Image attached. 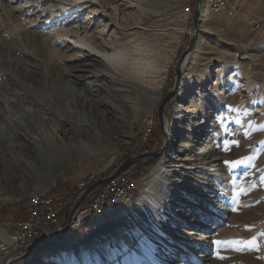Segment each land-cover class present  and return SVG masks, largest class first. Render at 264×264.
<instances>
[{"label": "rangeland", "instance_id": "374dc122", "mask_svg": "<svg viewBox=\"0 0 264 264\" xmlns=\"http://www.w3.org/2000/svg\"><path fill=\"white\" fill-rule=\"evenodd\" d=\"M204 1L207 12L201 25L211 24L224 36H215L208 42L198 33L179 89L164 110L163 122L159 108L175 85L176 67L193 32L194 11L190 6L196 1L186 0L185 5L179 2L165 12L159 24L148 29L161 70L156 82L163 75L166 80L159 90L157 104L152 105L151 128L146 132L147 115L139 113L144 125L136 123L131 127L127 122L131 117L128 110L122 108L120 101L104 94L110 89L118 93L128 90L130 84L102 68L85 51L69 49L73 44V48L85 50L69 40L74 35L68 32L85 25L91 34L98 30L103 38H110L112 30L100 32L106 20L89 18L88 10L81 5L70 7L72 11L59 16L62 12L55 0H0V71L4 74L0 76V114L4 117L0 121V195L3 199L0 226L21 218L26 201L34 193L65 191L82 177L109 167L102 180L127 160L140 158L127 172L111 180L127 178L137 182L131 204L123 207L113 220L86 234L78 245L67 248L52 245L39 251L32 261L21 264H102L98 255L108 249L122 253L125 264H149L150 260L167 264L170 253L174 256L169 264H205L212 247L203 252L206 244L195 239L206 227L210 228L206 242L220 230L229 237L216 251L220 253H216V264H264V134L252 132L264 121V83L249 75L256 68L264 72V51L259 54L257 66L244 59L246 54L264 48V28L251 29L246 23L249 17L264 19V0L245 1L243 17L230 23L220 17V10H213ZM185 7L190 9L191 16L186 24L188 32L181 35L176 30L182 28ZM99 14L107 13L100 11ZM101 21L104 22L100 24ZM58 32L66 36L54 45ZM177 38H182V43L172 58L167 50L171 47L174 50ZM222 66L229 67V72L218 75L216 71ZM68 71H73L78 78L64 75ZM186 74H189L188 81L181 89ZM217 81L218 85L212 86ZM238 84L244 87L238 88ZM130 88L135 91L130 89L128 93L133 107L144 109L151 105L149 90L133 85ZM186 92L193 94L186 96ZM24 95L27 97L23 101ZM34 110L42 111L44 118L35 115ZM210 110L214 117L207 118ZM198 111L205 118L199 130L198 123L202 121L198 119ZM236 118L245 121L247 126L244 124L246 127L241 129L234 122ZM166 119L170 122L168 131ZM220 122L224 124L222 133L217 131L201 137L202 132L208 135L206 131L217 128ZM13 123L19 124L26 133V124L33 126L34 134L28 135L34 137L35 145L30 151L13 149L18 145L15 132L8 128ZM192 127L196 131L187 136ZM64 132L69 136L65 138ZM80 142L83 145L79 146ZM24 143L27 141L21 142ZM185 149L189 151L184 152ZM25 159L26 165L15 162ZM162 198L168 199L170 211L190 223L186 228H194L191 238L195 239L186 242L187 233L178 235L179 228L172 229L175 237L167 241L169 251L162 253V249L155 250L148 243L154 250L142 259L144 231L156 228L159 238L170 232L164 226H152L149 221L152 207ZM234 227L239 233L237 237L230 235ZM104 234L114 238L113 245L94 247ZM140 239L143 240L140 242ZM191 246L200 250L191 252ZM31 251L16 262H24L33 255ZM48 258L54 262L48 263Z\"/></svg>", "mask_w": 264, "mask_h": 264}, {"label": "bare ground", "instance_id": "6f19581e", "mask_svg": "<svg viewBox=\"0 0 264 264\" xmlns=\"http://www.w3.org/2000/svg\"><path fill=\"white\" fill-rule=\"evenodd\" d=\"M55 1H57V9H59L62 12V14H60L59 16H62L63 14L66 15V13H69V11H72L70 9V7H72V9H73V6L76 7L77 5H81L80 6L81 8L88 10L89 18H91V16H92V18L96 17L97 19L102 18L103 20H106L105 25L103 26V28L101 29L100 32H107V31L109 32L112 30V34H111L110 38H108V39H106V37L103 38L104 35L102 34L103 36H101V34L99 32H97L98 30L91 34V32H89V30H90L89 26L85 25L83 27H80L79 29L76 28V30H74V31H68L74 35L69 40H71L73 43H75L77 45L83 46L85 48V50L79 49L76 47L73 48V44L72 45L69 44L70 48L69 47L68 48L70 50L71 49L72 50H78L81 53H83L85 51L87 53L86 56L95 59V62L98 65H100L102 68L119 75L120 79H123L121 81H124V83L133 85L138 89H142L143 91H147V90L150 91V93H151L150 97H151L152 102H151V105H149L147 108H144V109H140V108L137 109V108L133 107L132 103L129 101L130 95L128 93H130V91L133 89V88L132 89L130 88V85H129L128 90H121V92H119V93L117 91L111 90V89L109 91L104 92V94L107 97H112V98L120 101L122 108H125L128 110L131 117H130V120H128L127 122H129V125L131 127L134 126L136 123H138L139 126L144 125V122L138 117V116H141V118H142L143 116L140 115L139 113L143 114L144 116L147 115V119H148L147 122L149 123V126L147 127L146 132H148L149 129L151 128V123H150L151 120H149V119H151V116H152V110H153L152 105L155 106L157 104V100L160 97V95L158 94L159 90L162 89V84H164V82L166 80V76L163 75L161 77V80L159 79L160 82H158V83L156 82V80H158L157 78H159L158 76L160 75L159 71H161V70L159 68V63L157 61V53H156L157 49L153 45L152 41L149 39L148 29H150V27H152L154 25L159 24L162 21L161 18L165 15V12H168V10L172 9V7H174L179 2L182 3L183 5H185L186 0H94L95 3H93L92 0H55ZM206 2L210 3V5L213 7V10H220V5H221V2H223V0H206ZM111 9H112V12H110ZM100 11H105L107 14L106 15H101V14L98 15V13ZM204 12H207V8H205V1H203V11H202V17H201L202 20L204 18ZM118 15L120 16L119 20L117 19ZM190 16H191L190 9L188 7H185V13H183V15L181 16L182 28L176 30L177 33L179 32V33H181V35H183V34L188 32L186 24H187ZM209 16L213 17V14L209 13ZM103 22L104 21H101L100 24ZM100 26H98L96 29L100 28ZM142 26H144L145 28ZM140 29H142L144 31H140ZM199 32H201L206 37L205 39L208 42H209L210 38H213L215 36H217V37H223L224 36L223 32L221 30L214 29L211 24L201 25ZM66 33H67V31H66ZM58 34L59 35H58L56 42H53L54 45H56L58 39L60 40L63 36L64 37L66 36L62 32L61 33L58 32ZM181 43H182V38H177L175 41V45L177 47L174 45V50L172 49V47L167 50V52L170 53V56H172V58L175 57L174 54L178 52V49L180 47L179 45ZM263 51H264V48L261 49L260 51H258L257 53H252V54L248 53L244 56V59H249V60L253 61V65L257 66L256 63L259 60V54ZM61 52H63V51H61ZM189 58L187 60H185V62L182 65V69L184 71L186 70V68L188 66ZM171 63L169 64V66L171 65ZM216 72H218V75H220V74L224 75L226 72H229V67H225V66L223 67L222 66ZM157 73H158V75H157ZM250 73H249V75H252L251 77L257 78V80H260V82H262V84L264 83V72L263 71L258 70L256 68L253 71H251ZM65 74H66V76H72V77L74 76V77L78 78L77 76H75L73 71L65 72L64 75ZM3 75L4 74L1 73V71H0V76H3ZM64 75H60V77H62ZM188 77H189V74H186L184 79H183L181 89H183V86L188 81ZM218 77H220V76H218ZM218 83H219L218 81L212 82V86L213 85L216 86V85H218ZM237 87L242 88L244 86H240L238 84ZM133 90H132V92L135 93V91H133ZM232 93H234V92H232ZM192 94L193 93H191V92H186V96L187 95L192 96ZM233 95H236V94H233ZM26 97L27 96L24 95L21 100L24 101ZM186 98L187 97H185V99ZM189 99H190V97H189ZM189 99H188V101H189ZM206 99L207 98H205L204 100H206ZM113 109H114V111L116 110V108H113ZM241 109H242V107H240V110ZM240 110H239V112H240ZM242 110H244V109H242ZM33 112L35 115H37L41 118H44V117H42V116H44L42 114V111L34 110ZM198 115H199L198 119L202 122L198 123L199 125L197 127V130H199V128H201V126H203L205 124V118H204L203 114L198 111ZM209 117H214V114L212 113L211 110H210V113L208 114L207 118H209ZM48 119L49 118H47V120ZM117 120H120L122 122L123 119L118 118ZM0 121H4V117L2 114H0ZM234 122L237 123V125L238 124L241 125V129H244L242 127L247 126V124H245L246 122L242 121L240 118H238ZM26 125L28 128V133H26L21 128V126L17 123H13V124L8 126L9 129H12L15 132V134H16L15 140L18 142V145L15 144V146H13V149L15 147V148H19L22 150L30 151L32 149V146L35 145L34 144L35 143L34 137L31 138L28 135L29 133L34 134V132H35L34 128L32 125H30L28 123ZM63 125H64V127L66 126L65 123ZM169 128H170V122L166 119L165 129L168 131ZM195 131H196V129H193V127H192L189 130L187 136H190ZM217 131H219L220 133H222L224 131V124L222 122H220V124L218 123L217 128L216 127L209 128V130L206 131V133L208 135L202 134L203 133L202 132L201 137L209 136L210 133L212 134V133L217 132ZM252 132H253V134L254 133L259 134V135L262 133L264 134V121L259 123L252 130ZM62 134L64 135L65 138L69 136V133L67 134V136H65L66 132H64ZM220 135H222V134H220ZM220 140H221V138H220ZM24 141H27V144L26 143L21 144V142H24ZM28 144H30L31 146H29ZM81 145H83L82 142L79 143V146H81ZM218 145H219V142H217L215 144V146H217V147H218ZM187 151H189V150L188 149L184 150V152H187ZM1 152H4V151H1ZM19 161L15 160V162L18 164L24 163L26 165V162H27L26 159L25 160H19ZM21 164H19V165H21ZM30 165L35 166L34 163H32V164L30 163ZM117 188H125V191H135V184L126 183V181H117ZM34 194L29 196L28 202H32V196ZM46 194H47V192H37L36 196H43ZM131 200H132V196L124 199V201L115 200L112 208H97L96 211H94V212H91V208H83V217H85V218H78L76 223L70 225V227L68 228L67 231H64L63 233L57 234L58 240L55 243V246L60 247V248H67L68 246L70 247V246H73L74 244L78 245L80 243V241L83 239V237L86 236V234L90 233L93 229H96L97 227L102 225V223L109 221L111 219L113 220L115 218V216L118 215V213L120 212V210L123 207L125 208V206L131 204ZM167 200L162 198V199H160L159 202H155L157 204L154 205V207H152V214H151V218L149 220L152 223V226H154V225L164 226L165 231H170L172 229L179 228V231L176 232V234L179 235L182 233H187V237H184L185 238L184 241L187 242L189 240L195 239V238H191L192 234L194 233L193 232L194 228H190L187 230L186 225H190V223L182 220L181 217L179 215H177V213L172 212V210L170 211L168 208L169 204L167 203ZM2 202H3V199H1V195H0V203H2ZM255 203L253 202V204H255ZM147 225H149V224H147ZM237 225H236V227H240ZM196 226H197V224L194 225V227H196ZM236 227H234V229H232V232L230 233V235H232V237L239 236V233L235 232ZM209 230H210V228H207V227L204 230H202L203 232L201 233V235L196 236V238H198V239H195V241L200 242L202 244H206L205 248L203 249V252H205V250L210 249L212 247L211 251L208 252V254L206 255L205 264H216V260H217L216 253L218 252L217 250L220 249V246L224 243L225 240L227 241V239H229V237H227V234H224L220 230V232L216 236L210 237V239H211L210 242H206V239H208V237H209V236H207V234L210 233ZM156 231H157L156 228L152 231H144V233H146V235H145V238H143V239H144V241H147V242L143 241L141 243L142 249L144 250V253H142L143 255H141L142 259H144V257L148 256V253H150L152 250H154V249H152V247L149 244H151L155 248V250L156 249H162V253H167L169 251V249L167 248V245H166L167 241H169L170 239H172V237H175V236H172V233L170 231L169 234H167V236L165 235L164 237L159 238L156 236V233H155ZM143 239H140V242ZM180 240H181V242H183L182 239H180ZM137 241H139V240H137ZM216 241H220L221 243L216 244L215 243ZM113 242H114V238L111 235L108 236V234H104V235L100 236V239L97 241V244L95 246L94 245L93 246L94 247H101L102 245H104V246L108 245L109 246L111 244L113 245ZM86 249L87 248H83L82 250H86ZM221 249H223V248H221ZM190 250H191V252H194L196 250H200V248L197 249L196 246H194V247L191 246ZM217 254L220 255V253H217ZM23 255L15 256V262L22 259ZM173 256H174V254L170 253V257L165 261V263L169 264V262L173 259ZM52 258H48L47 262L53 263L54 261ZM58 258H61V256H58ZM2 259H9V251H2ZM97 259L102 264H125L124 263L125 257L123 256L122 253L118 252L117 249L105 250L98 255ZM145 259H147V258H145ZM44 260H46V258ZM148 263L149 264H156L152 260H150ZM180 264H182V263H180Z\"/></svg>", "mask_w": 264, "mask_h": 264}, {"label": "built area", "instance_id": "2783aa9c", "mask_svg": "<svg viewBox=\"0 0 264 264\" xmlns=\"http://www.w3.org/2000/svg\"><path fill=\"white\" fill-rule=\"evenodd\" d=\"M245 1L247 0H223L220 5V17H224L229 23L243 17ZM246 23L251 29L262 30L264 28V19L249 17L246 18ZM109 169L108 167L96 170L90 176L82 177L75 185L69 186L62 192L52 193L49 191L43 196H36L35 193L32 196V202H27L22 218L0 226V264H7L11 260L14 261V264L15 256L23 255L22 250L34 244L48 229H53L56 235L67 231L78 218H85L83 217V208H91V212L96 211L97 208H112L115 200L124 201L132 196V193L137 190V182L127 178L111 181L87 199L68 225L64 223L67 210L71 206L73 209L77 197L98 182ZM117 181L135 184V191L117 188ZM2 251H9V259H2Z\"/></svg>", "mask_w": 264, "mask_h": 264}, {"label": "water", "instance_id": "95a60500", "mask_svg": "<svg viewBox=\"0 0 264 264\" xmlns=\"http://www.w3.org/2000/svg\"><path fill=\"white\" fill-rule=\"evenodd\" d=\"M203 1L204 0H197L196 1V5H195V9L193 12V33L190 34V41L188 46L186 47V50L182 53V56L178 62V65L176 67L175 73H176V79H175V85L173 86V88L168 92V94L166 95L165 99L163 100L160 108H159V116H160V120L163 122V113L164 110L167 107V104H169V102L173 99V97L176 95L178 89H179V85L182 81V78L185 74V71L182 69V65L185 62V60H187L190 55L194 52L195 50V46L197 44V37H198V33L200 31V26H201V20H202V11H203ZM140 160V158L136 157V158H131L129 160H127L126 162H124L122 165H120L117 170L108 178L99 180L98 182H96L95 184H93L90 188H88L85 193L82 195V197L76 202V204L74 205L72 211L70 212L69 215V221L67 223V225L70 223V221L72 220V218L75 216V214L83 207L84 203L87 201V199L93 194L95 193L98 189H100L101 187H103L104 185H106L109 181L119 177L120 175H122L123 173L127 172L135 163H137ZM58 240V236L56 235L53 239H50L49 241L40 244L39 246H37L36 248H34L30 254H34L37 253L39 251H42L43 249L48 248L49 246L55 245V243ZM13 260H11L10 262H8L7 264H13Z\"/></svg>", "mask_w": 264, "mask_h": 264}, {"label": "trees", "instance_id": "16d2710c", "mask_svg": "<svg viewBox=\"0 0 264 264\" xmlns=\"http://www.w3.org/2000/svg\"><path fill=\"white\" fill-rule=\"evenodd\" d=\"M192 1L195 2V1H197V0H192ZM195 5H196V4H194V3L191 4L190 8L192 9V11H194V9H195ZM192 24H193V23H192ZM187 42H189V40H188ZM82 195H83V194H81V195H79V196L77 197L76 202L81 198ZM27 202H28V201H26V203H25L24 209L26 208ZM76 202H75V203H76ZM71 209H72V206L67 210V214H66L65 219H64V223H65V224H66V223L68 222V220H69V215H70V211H71ZM24 213H25V211H24ZM24 213H23V214H24ZM23 214H22V215H23ZM23 216H24V215H23ZM23 216H22V217H23ZM22 217H21V218H22ZM55 236H56L55 231H54L53 229H48L47 231H45V232L42 233V235H41V237H40V240L38 239L34 244H32L31 246H29V247L23 249L22 252H24V253L29 252V251L33 250L34 248H36L37 246H39L40 244L45 243V242L49 241L50 239H53ZM41 240H42V242H41ZM40 253H41V252H37V253L31 255L30 257L26 258V259L24 260V262H23V261L18 262V263L15 262L14 264H21V263L30 262V261H32V260H33L38 254H40Z\"/></svg>", "mask_w": 264, "mask_h": 264}, {"label": "snow or ice", "instance_id": "6c2138e0", "mask_svg": "<svg viewBox=\"0 0 264 264\" xmlns=\"http://www.w3.org/2000/svg\"><path fill=\"white\" fill-rule=\"evenodd\" d=\"M215 243L216 244H220L221 242L220 241H216ZM252 243L255 244L256 243L255 240H253Z\"/></svg>", "mask_w": 264, "mask_h": 264}]
</instances>
